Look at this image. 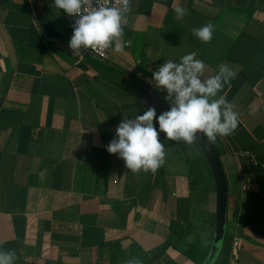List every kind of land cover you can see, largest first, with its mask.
<instances>
[{
    "label": "crops",
    "instance_id": "0c3cea01",
    "mask_svg": "<svg viewBox=\"0 0 264 264\" xmlns=\"http://www.w3.org/2000/svg\"><path fill=\"white\" fill-rule=\"evenodd\" d=\"M53 4H0V249H14L15 264L207 260L216 189L205 160L195 178L196 162L206 159L198 143L160 133L166 157L155 173L134 174L106 150L124 116L155 106L140 85L164 97L148 82L152 72L195 51L204 78L221 64L236 72L218 95L239 114L238 127L212 141L229 188L213 264H264V167L236 153L264 162V0H131L123 37L131 46L107 60L72 53L73 32ZM178 6L188 10L183 19ZM208 21L213 39L202 43L191 30Z\"/></svg>",
    "mask_w": 264,
    "mask_h": 264
},
{
    "label": "clouds",
    "instance_id": "9594fccd",
    "mask_svg": "<svg viewBox=\"0 0 264 264\" xmlns=\"http://www.w3.org/2000/svg\"><path fill=\"white\" fill-rule=\"evenodd\" d=\"M120 3L121 6H105L100 0H54V8L75 18L69 41L73 54L109 49L121 53L126 46H131L130 40L123 41L131 0H120ZM174 12L177 19L189 14L182 6L176 7ZM191 31L202 43H209L215 25L208 21ZM197 56L198 53L193 51L182 56L179 62L165 60L152 72L148 82L166 92L164 99L169 103L168 110L157 115L156 107L149 106L143 114L133 118L124 116L116 127V135L106 150L118 154L132 173H155L164 165L166 152L160 133L165 134L166 140L183 142L191 147L199 136L215 141L218 136H230L237 129L239 114L225 95H218L225 85H230L236 72L221 64L215 75L204 78L206 65ZM197 154L198 151L190 152V155ZM15 260L14 249H0V264H15ZM125 264H143V261L132 257Z\"/></svg>",
    "mask_w": 264,
    "mask_h": 264
},
{
    "label": "water",
    "instance_id": "95a60500",
    "mask_svg": "<svg viewBox=\"0 0 264 264\" xmlns=\"http://www.w3.org/2000/svg\"><path fill=\"white\" fill-rule=\"evenodd\" d=\"M8 0H0V4ZM140 88L143 91L144 97L160 108L162 111L169 109V103L164 97L154 91L153 88L146 84H141ZM197 143L203 151L205 158L209 164L216 189V226L214 238L207 260L203 264H213L217 258L223 244L225 227H226V214L228 206V181L223 166V162L217 147L212 141H209L204 136H199Z\"/></svg>",
    "mask_w": 264,
    "mask_h": 264
},
{
    "label": "built area",
    "instance_id": "2783aa9c",
    "mask_svg": "<svg viewBox=\"0 0 264 264\" xmlns=\"http://www.w3.org/2000/svg\"><path fill=\"white\" fill-rule=\"evenodd\" d=\"M101 4L102 5H105V6H121V3H120V0H100ZM64 17H65V20L67 22V25H68V28L73 32V24H74V20L75 18L74 17H70L68 16L67 14L64 13ZM84 53H90V54H93L95 55L96 57L102 59V60H107L109 59V57L112 55L113 51L111 49L109 50H105L103 52H93L91 50H87V51H83ZM150 79V77H149ZM237 154L239 155H243V156H248L251 160V162L254 164V165H257V166H261V167H264V162H261L259 161L255 155L253 153H251L250 151L248 150H239L236 152ZM251 188V184H250V181L247 180L244 185H243V189L244 190H249Z\"/></svg>",
    "mask_w": 264,
    "mask_h": 264
},
{
    "label": "rangeland",
    "instance_id": "374dc122",
    "mask_svg": "<svg viewBox=\"0 0 264 264\" xmlns=\"http://www.w3.org/2000/svg\"><path fill=\"white\" fill-rule=\"evenodd\" d=\"M204 158V157H203ZM200 159V162L199 161H197L196 162V165H195V168H196V174H195V178H197L198 180L200 179V174H201V171H203L202 169H201V165L203 164V160H205L204 161V164H206V167H207V171H208V173L210 174V168H209V166H208V162H207V160L206 159ZM195 173V172H194ZM201 187V184H200V181H196L195 182V189L196 190H198V192L200 191V188Z\"/></svg>",
    "mask_w": 264,
    "mask_h": 264
}]
</instances>
